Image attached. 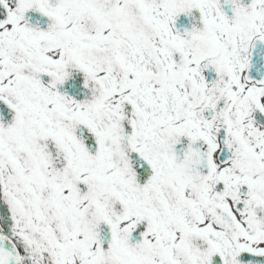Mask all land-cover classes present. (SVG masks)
<instances>
[{
	"label": "snow or ice",
	"instance_id": "snow-or-ice-1",
	"mask_svg": "<svg viewBox=\"0 0 264 264\" xmlns=\"http://www.w3.org/2000/svg\"><path fill=\"white\" fill-rule=\"evenodd\" d=\"M0 264H264V0H0Z\"/></svg>",
	"mask_w": 264,
	"mask_h": 264
}]
</instances>
